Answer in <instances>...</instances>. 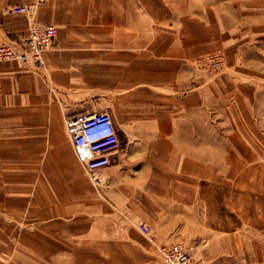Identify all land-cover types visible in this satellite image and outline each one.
Segmentation results:
<instances>
[{
  "label": "crops",
  "instance_id": "0c3cea01",
  "mask_svg": "<svg viewBox=\"0 0 264 264\" xmlns=\"http://www.w3.org/2000/svg\"><path fill=\"white\" fill-rule=\"evenodd\" d=\"M28 18L56 34L41 65L0 61V264H160L139 221L203 264H264V0H0V42ZM104 109L96 188L63 118Z\"/></svg>",
  "mask_w": 264,
  "mask_h": 264
},
{
  "label": "built area",
  "instance_id": "2783aa9c",
  "mask_svg": "<svg viewBox=\"0 0 264 264\" xmlns=\"http://www.w3.org/2000/svg\"><path fill=\"white\" fill-rule=\"evenodd\" d=\"M41 1L37 0V3ZM35 5L8 4L4 6V11L30 14ZM55 34L56 28L53 24L37 23L28 18L25 35L16 40L0 42V61L18 60L24 64L41 65L42 53L50 47ZM224 61L225 53L221 49L204 52L197 58V62L206 70L219 69ZM63 125L76 158L90 180L98 185L101 182L100 170L108 165L111 153L119 145L117 128L110 112L104 109L75 116L65 115ZM137 227L156 245V251L163 264H194L181 242L168 246L158 244L147 223L139 221Z\"/></svg>",
  "mask_w": 264,
  "mask_h": 264
},
{
  "label": "rangeland",
  "instance_id": "374dc122",
  "mask_svg": "<svg viewBox=\"0 0 264 264\" xmlns=\"http://www.w3.org/2000/svg\"><path fill=\"white\" fill-rule=\"evenodd\" d=\"M43 1V0H42ZM54 40V39H53ZM90 179V178H89ZM101 180H102V178H101ZM91 181V180H90ZM92 182V181H91ZM92 184L96 187V188H98L99 186H100V184H101V182L98 184V185H96V184H94L93 182H92ZM141 222H144V221H141ZM146 223V222H145ZM148 224V223H147ZM149 225V224H148ZM150 227H151V225H149ZM138 228V227H137ZM151 230H152V232H153V229H152V227H151ZM140 231V230H139ZM141 232V231H140ZM142 233V232H141ZM143 234V233H142ZM153 235H154V233H153ZM154 238L156 239V241H157V243L158 244H161V245H170V244H173V243H175V242H181V241H174V242H171V243H160L159 241H158V239H157V237L154 235ZM149 240V239H148ZM150 241V240H149ZM151 242V241H150ZM184 246H185V248H186V250H187V252H188V254H189V257H190V259L194 262V264H203V262L200 260V259H195L194 257H193V255L188 251V249H187V247H186V245L183 243V242H181ZM157 244V245H158ZM151 245H152V248L154 249V252H155V257H156V259L159 261V263L160 264H163L162 263V261H161V259H160V257H159V254L157 253V251H156V245L155 244H153L152 242H151Z\"/></svg>",
  "mask_w": 264,
  "mask_h": 264
}]
</instances>
